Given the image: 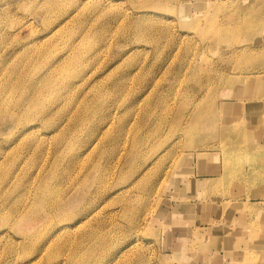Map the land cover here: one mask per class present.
<instances>
[{"label": "rangeland", "instance_id": "obj_1", "mask_svg": "<svg viewBox=\"0 0 264 264\" xmlns=\"http://www.w3.org/2000/svg\"><path fill=\"white\" fill-rule=\"evenodd\" d=\"M0 264H264V0H0Z\"/></svg>", "mask_w": 264, "mask_h": 264}, {"label": "bare ground", "instance_id": "obj_2", "mask_svg": "<svg viewBox=\"0 0 264 264\" xmlns=\"http://www.w3.org/2000/svg\"><path fill=\"white\" fill-rule=\"evenodd\" d=\"M258 79H261V78H259L258 77ZM207 117L206 116H202L201 117V114H199L198 116H194V118H193V120H192V123H191V125H190V129L188 130L190 133H192L193 135H195V136H197V135H199V134H201V135H204V132H205V130L203 129V127L204 126H206V122L205 121H207ZM104 122V121H103ZM204 130V131H203ZM229 132H231L230 131V128H229V126H228V128H227V130H226V133H229ZM231 143L233 144V143H236V140H234V142H233V140L231 139ZM243 144V143H242ZM245 145V144H244ZM238 149V148H237ZM247 149V148H246ZM245 149V150H246ZM238 151V150H237ZM258 151V148L257 147H254V149H253V151L252 152H257ZM240 152V151H239ZM238 152V153H239ZM48 197V196H47ZM53 207H60V205H58V204H55V205H53ZM246 224V223H245ZM63 229V228H62Z\"/></svg>", "mask_w": 264, "mask_h": 264}]
</instances>
